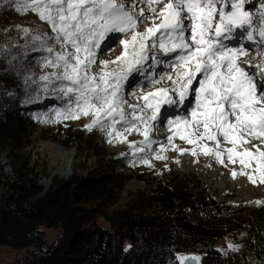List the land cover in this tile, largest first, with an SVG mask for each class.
<instances>
[{
  "label": "trees",
  "instance_id": "1",
  "mask_svg": "<svg viewBox=\"0 0 264 264\" xmlns=\"http://www.w3.org/2000/svg\"><path fill=\"white\" fill-rule=\"evenodd\" d=\"M18 7L0 0V159L6 155L13 170L7 175L0 161V245L20 252L6 264H179L187 251L202 264H264V205L247 213L243 203L218 201L191 173L145 171L129 162L118 169L81 121L37 119L67 98L52 86L42 91L39 77L53 69L44 67L48 53L33 35L17 36L12 22L25 18ZM37 139L93 153L96 170L53 175L44 190L31 157ZM137 171L144 189L109 210ZM49 229L56 238L47 239ZM224 237L236 250L216 246Z\"/></svg>",
  "mask_w": 264,
  "mask_h": 264
},
{
  "label": "snow or ice",
  "instance_id": "2",
  "mask_svg": "<svg viewBox=\"0 0 264 264\" xmlns=\"http://www.w3.org/2000/svg\"><path fill=\"white\" fill-rule=\"evenodd\" d=\"M17 11L34 12L47 23L51 33L33 36L41 42L44 67L53 71L41 75L42 91L52 86L67 102L52 113L37 116L44 123H57L62 119H79L91 115L93 119L84 127L89 131L100 128L112 142L113 137L125 133H141V141L130 142L135 159L150 165L148 159L138 154L159 143L151 139L154 122L163 123L164 106L182 105L185 110L189 95L195 98L189 116H176L167 120L170 130L169 145L174 136L193 145L205 155H211L221 164L225 159L241 165V171H232L233 177L247 175L252 183H264V59L255 69L246 70L248 62L241 60L247 51L243 46L229 47L225 41L244 36L255 41L257 35L264 42V4L255 13L249 9L255 0H15ZM146 3L147 9L139 5ZM148 15H145V12ZM259 22V27H253ZM141 24H145L140 31ZM242 30V31H241ZM27 34L31 30L24 28ZM110 33H122L126 38L119 43L123 51L114 60L99 61L100 71L92 72L97 63V50ZM50 43V46L49 45ZM165 56L174 54L168 63L171 70L156 79L145 76L152 86L148 92L137 96L143 104H128L123 98L124 83L132 73L145 72L152 53V66L160 63L156 52ZM261 55H264L262 53ZM110 65L113 67L109 68ZM167 80L170 85H164ZM194 82L198 86H194ZM35 83V81H34ZM157 85H162L157 87ZM58 86V87H57ZM178 96L179 99H175ZM127 105V111L125 106ZM167 111V109H165ZM54 114V119L52 118ZM125 125L117 131V124ZM202 129V131H201ZM213 142L200 145V141ZM260 141V144H253ZM223 143L231 147L223 148ZM243 145H252L255 151ZM162 150H166L161 145ZM181 154L187 149H178ZM156 159H166L159 153ZM251 168V172L244 169ZM259 203V202H258ZM233 250L235 247L228 246ZM198 256L179 257L199 261Z\"/></svg>",
  "mask_w": 264,
  "mask_h": 264
},
{
  "label": "rangeland",
  "instance_id": "3",
  "mask_svg": "<svg viewBox=\"0 0 264 264\" xmlns=\"http://www.w3.org/2000/svg\"><path fill=\"white\" fill-rule=\"evenodd\" d=\"M129 1L130 0H125L126 3ZM260 4H264V0H255V6L249 10L252 13H255ZM139 6L147 9L146 3H143ZM23 13L25 18L23 17L21 22L18 19L12 22V24L16 27L17 36L25 34L23 31L24 28L30 29L31 31L28 34L33 36L42 34L44 32H48L49 34L51 33L49 25L44 21H41L34 12L29 10ZM144 27L145 24H141L139 30L143 31ZM253 27L258 28L259 22L254 24ZM124 38L126 37L122 33H111V35L106 37L105 40L101 42L102 51L97 50V54H100L97 56V63L92 68L93 73L100 71L101 65L99 64V61L114 60L121 54L124 49L123 45H121L119 41ZM37 42L40 41L37 40ZM247 43H250L252 46L246 47L245 44ZM225 44H227L229 47L243 46L246 49L247 55L241 56L240 59L248 62L245 67L250 73L255 71V69L249 67V65H256L261 59H264V55H261L264 53V42L260 41L258 35L255 41H248L246 39L245 32L244 37H241V39L239 38L238 40L225 41ZM152 51L156 52V57L160 63L153 67L151 59L152 53H150L149 60L145 65V72L143 74L136 72L132 73V75L129 77V80L124 83L123 98L128 102L129 105L136 103L141 105L143 104V100H138L137 96H134L133 93L139 95L141 91L148 92L152 90V86L145 79V76L154 75L156 79H159L160 76L171 71L167 65L169 61L174 58V54L165 56L163 53L157 52L155 49ZM111 67L113 66L110 65L109 68ZM132 84L133 86L131 87ZM163 84L170 85V82L165 80ZM160 86L162 85H157V87ZM194 86H198V84L194 82ZM174 98L177 100L179 99L178 96H174ZM188 99L190 101V107L187 110H184V106L181 107V105H166L161 110L163 123H160L159 121L154 122V128L150 133V136L152 140H155L159 143L153 144L150 149H146L144 153L138 154L139 157L148 159L151 166L141 163L139 158L135 159V163L133 162L134 157L131 154L129 144L133 141H141L143 139L141 133H125L124 138L114 136L112 142L110 143L109 137L104 130L95 128L89 131L84 127L93 119L91 115L81 116L79 119H77V122L80 123L81 121L82 127H84L86 131L92 132L93 135H96L98 138H100L102 146L107 151L108 155L113 160L118 162V169H123L126 167L125 164L129 162L132 164L133 168L138 166L140 170L145 171L151 170L153 172V170L158 171L160 169L170 168L181 174L191 173L196 177V180L200 184L201 188L206 189V191L209 192V194H212L218 201L228 200L231 203H243L247 208V213L255 210L258 206L264 205V183H261L258 179L256 183H252L248 179L247 175H237L233 177V170H236L237 172L241 171V165L238 163V161L236 163H232L225 159L224 164H221L213 156L203 154L200 148H197L196 155H193L191 152L193 145H190L187 143V141L180 139L178 135L174 136L172 142V144L175 145V148H173L172 145H169L167 138L176 132V127L173 126L170 130L167 120L175 119L176 116L190 117L191 107H195V98L193 95H189ZM48 100H51L49 102L57 101L55 97H51V99ZM64 102L66 104L67 99ZM125 108L127 111H130V109H127V105ZM165 109H167V111H165ZM125 127V125L118 123L116 130L123 132ZM199 143L201 146L204 143H208L210 146L213 145V142H209L207 140L200 141ZM253 144H260V141H254ZM161 145H163L166 150H162ZM222 146L225 150L227 147H231V145L227 143H223ZM242 147H249L252 151H255V147L252 145H243L241 148ZM262 148H264V145H262ZM178 149H187L188 151H185L183 154H181ZM157 153H159L161 156H165L166 159H156L155 155ZM108 155L105 156V159L108 157ZM31 157L32 160H37L35 171H37V174L39 175L38 182L42 185L44 190L50 185V179L53 175L66 178L73 172L74 169L84 174L86 172L96 170L97 167V159L93 153H78L76 147L65 148L60 144L49 140H35L33 147L31 148ZM0 161L3 165V171L7 175H12L13 170L8 157L6 155H2ZM244 171L251 172L252 169L248 168L244 169ZM44 172L48 174L49 177H47ZM137 173L143 174L138 171L135 172L133 175L134 178L126 182L123 186V190L125 189L126 185L131 187L127 191L126 198L119 202L123 196L122 191L119 194L117 201L112 206H110L109 210L123 208L133 193L139 189H144L146 184L144 180L136 176ZM57 235L58 232L56 230H47L48 240L56 238ZM229 244L235 246V242L231 238L224 237L216 243V246L222 250H225L229 248ZM18 256H20V252L13 250L10 247L0 245V264L9 263Z\"/></svg>",
  "mask_w": 264,
  "mask_h": 264
},
{
  "label": "water",
  "instance_id": "4",
  "mask_svg": "<svg viewBox=\"0 0 264 264\" xmlns=\"http://www.w3.org/2000/svg\"><path fill=\"white\" fill-rule=\"evenodd\" d=\"M181 256H185V257L198 256L200 258L199 261L186 260L185 264H202L201 263V257H200V255L197 252L187 251V252L181 253L179 255V257H181ZM179 257H178V263L180 264Z\"/></svg>",
  "mask_w": 264,
  "mask_h": 264
},
{
  "label": "bare ground",
  "instance_id": "5",
  "mask_svg": "<svg viewBox=\"0 0 264 264\" xmlns=\"http://www.w3.org/2000/svg\"><path fill=\"white\" fill-rule=\"evenodd\" d=\"M128 3H131V0H130ZM145 15H148V12H147V11L145 12ZM109 35H111V33H110ZM109 35H108V36H109ZM108 36H107V37H108ZM242 37H244V36H242ZM240 39H241V37H240ZM244 41H245V40H244ZM102 42H103V41H102ZM245 46H246V47H251L252 45H251L250 43H247V44H245ZM98 54H100V53H98ZM98 54H97V56H99ZM108 58H109V57H108ZM112 66H113V65H112ZM244 66H245V65H244ZM138 80H139V79H138ZM139 81H140V80H139ZM132 86H133V84L131 85V87H132ZM186 103L190 104L189 99L186 101ZM181 107H183V106L181 105ZM184 110H185V108H184ZM67 167H68V164H67ZM130 188H131V187L128 186V185L125 186V189L123 190V193H122L123 196H122V198L119 200V202H121L124 198H126L127 191H128Z\"/></svg>",
  "mask_w": 264,
  "mask_h": 264
}]
</instances>
